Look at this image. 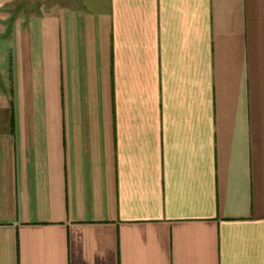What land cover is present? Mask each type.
I'll return each mask as SVG.
<instances>
[{
	"label": "crops",
	"instance_id": "obj_1",
	"mask_svg": "<svg viewBox=\"0 0 264 264\" xmlns=\"http://www.w3.org/2000/svg\"><path fill=\"white\" fill-rule=\"evenodd\" d=\"M0 264H264V0H0Z\"/></svg>",
	"mask_w": 264,
	"mask_h": 264
}]
</instances>
